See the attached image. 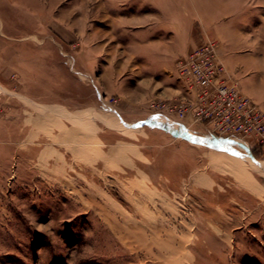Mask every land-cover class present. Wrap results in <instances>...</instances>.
<instances>
[{"label":"rangeland","instance_id":"374dc122","mask_svg":"<svg viewBox=\"0 0 264 264\" xmlns=\"http://www.w3.org/2000/svg\"><path fill=\"white\" fill-rule=\"evenodd\" d=\"M208 38L264 107V0H0V264H264L262 137L171 110Z\"/></svg>","mask_w":264,"mask_h":264},{"label":"built area","instance_id":"2783aa9c","mask_svg":"<svg viewBox=\"0 0 264 264\" xmlns=\"http://www.w3.org/2000/svg\"><path fill=\"white\" fill-rule=\"evenodd\" d=\"M176 73L185 95L171 110L181 117L192 113L187 127L198 123L210 130L213 137L239 139L249 151L254 147L237 134L261 136L264 145V110L227 73L217 40L208 38L202 46L180 57ZM210 120L218 125L210 126Z\"/></svg>","mask_w":264,"mask_h":264},{"label":"crops","instance_id":"0c3cea01","mask_svg":"<svg viewBox=\"0 0 264 264\" xmlns=\"http://www.w3.org/2000/svg\"><path fill=\"white\" fill-rule=\"evenodd\" d=\"M206 4V2L204 3L203 1V6ZM224 4V3H223ZM225 5V4H224ZM253 8L252 7H247V8H244V7H235V12H237V16H236V19H235V23H234V28H233V36L236 35L237 36V42H239L240 44L241 43H245L249 40V37L247 34H243L244 32H242V27L240 25L244 24L247 20H250V17H247L245 16L244 18V14L245 12H250L252 11ZM215 15L213 17H217L219 16V11L218 10H215L214 11ZM245 31V30H244ZM234 39V37L232 38ZM236 39V37H235ZM255 39V38H254ZM237 42L234 41V43L236 44ZM256 42V41H255ZM230 50L232 51V48L230 47ZM230 51L229 52H226V48L223 50V53L220 52V59L221 61L223 62L224 66H225V69L227 71V73L231 74V71L234 72L236 75H237V71L239 69V66H238V63H234V61L232 60L231 58V55H232V52ZM237 80V79H236ZM238 81V80H237ZM239 82V81H238ZM243 82V81H242ZM240 84V82H239ZM243 85V84H242ZM242 85L240 84L241 86V89L242 91L247 95L249 96L250 98H252L259 106H261V108L264 110V107H262V105L259 103L260 101L252 94H249V93H246L244 90H243V87Z\"/></svg>","mask_w":264,"mask_h":264},{"label":"bare ground","instance_id":"6f19581e","mask_svg":"<svg viewBox=\"0 0 264 264\" xmlns=\"http://www.w3.org/2000/svg\"><path fill=\"white\" fill-rule=\"evenodd\" d=\"M231 1H232V0H228V1L225 0V2H227V3L231 2ZM162 123H163V122H162ZM216 143H217L218 145H221V146L225 147L224 144H223V140H222L221 142H220V141H217ZM148 221H149V220H148ZM152 221H153V220H152ZM152 221H150V222H152ZM154 224H155V223H154ZM169 245H170V244H169Z\"/></svg>","mask_w":264,"mask_h":264},{"label":"water","instance_id":"95a60500","mask_svg":"<svg viewBox=\"0 0 264 264\" xmlns=\"http://www.w3.org/2000/svg\"><path fill=\"white\" fill-rule=\"evenodd\" d=\"M201 141L204 142V140H201ZM207 142H210V143H211L212 141H208V140H207ZM212 143H213V142H212Z\"/></svg>","mask_w":264,"mask_h":264},{"label":"trees","instance_id":"16d2710c","mask_svg":"<svg viewBox=\"0 0 264 264\" xmlns=\"http://www.w3.org/2000/svg\"><path fill=\"white\" fill-rule=\"evenodd\" d=\"M255 151H256V150L253 151L254 154H255Z\"/></svg>","mask_w":264,"mask_h":264}]
</instances>
